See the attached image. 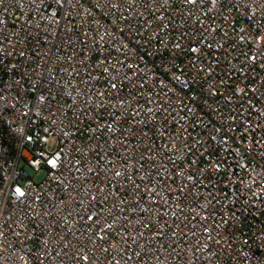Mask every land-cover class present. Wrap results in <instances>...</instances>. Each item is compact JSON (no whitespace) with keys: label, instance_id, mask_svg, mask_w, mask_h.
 <instances>
[{"label":"built area","instance_id":"1","mask_svg":"<svg viewBox=\"0 0 264 264\" xmlns=\"http://www.w3.org/2000/svg\"><path fill=\"white\" fill-rule=\"evenodd\" d=\"M0 264H264V0H0Z\"/></svg>","mask_w":264,"mask_h":264},{"label":"rangeland","instance_id":"2","mask_svg":"<svg viewBox=\"0 0 264 264\" xmlns=\"http://www.w3.org/2000/svg\"><path fill=\"white\" fill-rule=\"evenodd\" d=\"M32 176L34 177V179L37 181V182H40L44 179V174H40L39 176H36L32 173Z\"/></svg>","mask_w":264,"mask_h":264},{"label":"snow or ice","instance_id":"3","mask_svg":"<svg viewBox=\"0 0 264 264\" xmlns=\"http://www.w3.org/2000/svg\"><path fill=\"white\" fill-rule=\"evenodd\" d=\"M52 163H55L54 161L52 162ZM117 175H119V173H117ZM19 191V190H18ZM23 193H21V195H22Z\"/></svg>","mask_w":264,"mask_h":264}]
</instances>
